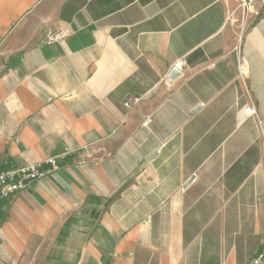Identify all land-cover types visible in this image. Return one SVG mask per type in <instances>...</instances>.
<instances>
[{"label": "crops", "instance_id": "1", "mask_svg": "<svg viewBox=\"0 0 264 264\" xmlns=\"http://www.w3.org/2000/svg\"><path fill=\"white\" fill-rule=\"evenodd\" d=\"M240 3L0 0V171L58 167L0 203V264L264 249V0ZM61 26L75 32L46 44Z\"/></svg>", "mask_w": 264, "mask_h": 264}, {"label": "built area", "instance_id": "2", "mask_svg": "<svg viewBox=\"0 0 264 264\" xmlns=\"http://www.w3.org/2000/svg\"><path fill=\"white\" fill-rule=\"evenodd\" d=\"M255 3V0H241L240 6L245 13L250 10ZM75 31L70 26H61L57 29H50L46 33L45 43L54 44L61 43L70 37ZM186 66L185 59L177 60L173 69L178 71H183ZM140 98L128 97L124 101L126 108L130 109L134 105L140 102ZM245 118H252L258 115L257 108L254 102L250 103L243 110ZM146 125L151 123V119L146 120ZM259 124L262 126V121L259 120ZM262 135L264 139V129L262 130ZM50 167H44L41 162H30L27 165L12 167L6 170L0 171V203L15 195L19 191H24L29 189L35 182L51 175L58 167L56 165L55 157H50L45 161ZM250 264H264V249L259 251V253L252 259Z\"/></svg>", "mask_w": 264, "mask_h": 264}, {"label": "water", "instance_id": "3", "mask_svg": "<svg viewBox=\"0 0 264 264\" xmlns=\"http://www.w3.org/2000/svg\"><path fill=\"white\" fill-rule=\"evenodd\" d=\"M177 75H179V71L174 70L173 73L171 74V77H176Z\"/></svg>", "mask_w": 264, "mask_h": 264}]
</instances>
